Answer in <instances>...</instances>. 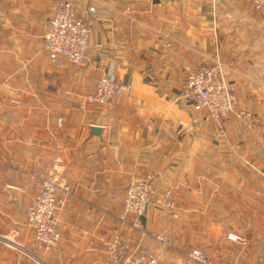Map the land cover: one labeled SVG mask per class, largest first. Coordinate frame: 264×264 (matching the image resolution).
Listing matches in <instances>:
<instances>
[{
	"label": "crops",
	"instance_id": "obj_1",
	"mask_svg": "<svg viewBox=\"0 0 264 264\" xmlns=\"http://www.w3.org/2000/svg\"><path fill=\"white\" fill-rule=\"evenodd\" d=\"M74 1L91 19L94 1ZM106 1L88 59L59 65L45 46L58 0H0V264H108L101 238L114 232L163 264H196L186 256L194 248L221 264H264V9ZM216 58L238 98L220 122L182 96L189 70ZM111 68L128 88L82 105ZM52 171L72 193L59 212L61 242L46 251L27 209ZM148 172L156 191L142 238L117 215L125 187ZM157 233L172 241L164 251Z\"/></svg>",
	"mask_w": 264,
	"mask_h": 264
},
{
	"label": "built area",
	"instance_id": "obj_2",
	"mask_svg": "<svg viewBox=\"0 0 264 264\" xmlns=\"http://www.w3.org/2000/svg\"><path fill=\"white\" fill-rule=\"evenodd\" d=\"M88 6L92 16L85 18L78 14L74 0H58L45 35V46L51 60L61 64L65 59L74 65H82L92 49L91 36L94 21L110 11L106 0H93ZM258 9H264V0H250ZM130 7L127 6L126 10ZM128 86L115 77L111 68L97 78L94 91L82 103L104 105ZM182 96L190 101L197 111H206L214 121L220 122L238 107L236 87L227 79L225 63L216 58L203 63L197 70H189L183 85ZM248 116L246 111H239ZM156 191V175L148 172L144 177L131 181L124 189V201L117 218L122 224L138 230L141 237L149 232L141 216L146 213ZM71 187L59 181L55 171L40 176V190L27 209L29 226L34 230L35 241L44 250L51 251L59 246L62 238L59 212L71 195ZM168 205H173L169 193ZM154 238L161 243L162 250L170 245L169 238L157 233ZM108 257V264H163L159 256L140 248H133L131 239L119 232L101 238ZM188 260L196 264H220L207 252L194 248L187 253Z\"/></svg>",
	"mask_w": 264,
	"mask_h": 264
},
{
	"label": "water",
	"instance_id": "obj_3",
	"mask_svg": "<svg viewBox=\"0 0 264 264\" xmlns=\"http://www.w3.org/2000/svg\"><path fill=\"white\" fill-rule=\"evenodd\" d=\"M90 129H91V132H90L91 134H101V132H102V127L97 126V125L90 126ZM141 219H142V222L144 224L145 220H146L145 214L141 216Z\"/></svg>",
	"mask_w": 264,
	"mask_h": 264
},
{
	"label": "rangeland",
	"instance_id": "obj_4",
	"mask_svg": "<svg viewBox=\"0 0 264 264\" xmlns=\"http://www.w3.org/2000/svg\"><path fill=\"white\" fill-rule=\"evenodd\" d=\"M6 230H7V229H6ZM146 230H147V229H146ZM166 236H167V235H166ZM167 237H168V236H167ZM168 238H169V237H168ZM169 240H170V243H171V245H172V241H171L170 238H169ZM3 243H4V242L0 240V245H3ZM171 245H170V246H171ZM170 246H169V247H170ZM188 252H189V251H188ZM188 252H187V253H188ZM187 253H186V256H187ZM187 260H188V257H187ZM188 262H190V261L188 260ZM190 263H193V262H190ZM218 263H219V262H218ZM220 264H221V263H220Z\"/></svg>",
	"mask_w": 264,
	"mask_h": 264
}]
</instances>
